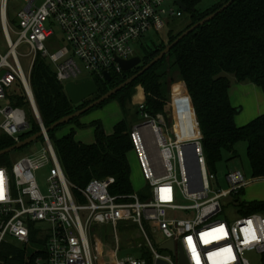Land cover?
<instances>
[{
    "label": "built area",
    "instance_id": "built-area-1",
    "mask_svg": "<svg viewBox=\"0 0 264 264\" xmlns=\"http://www.w3.org/2000/svg\"><path fill=\"white\" fill-rule=\"evenodd\" d=\"M8 1L0 0V30L7 47L5 54L0 53V136L16 143L31 128L25 109L3 104L7 89L19 83L44 147L39 159L30 155L10 168L0 166V253L5 246L27 245L34 238L42 243L35 264H252L249 253L259 256L256 264H264V216L241 214L235 200L237 216L222 215V198L235 199L247 179L240 170H231L226 175L228 189L211 188L215 176L206 170L199 130L191 140H172L168 135L164 140L159 128L162 116L155 119L141 112L146 120L132 126L131 139L148 191L114 193L112 177L73 188L35 105L30 73L38 54L54 65L63 87L78 82L74 79L83 72L87 79L104 80V72H122L117 59L137 55L136 40L149 31L161 34L170 19L182 17L175 0L172 6L166 5L167 0H41L40 5L24 0L15 26L8 19ZM54 26L64 43L55 52L49 50ZM22 44L28 46L26 56L31 59L27 72L19 59ZM135 102L143 111L144 101ZM146 127L157 154L145 142ZM186 142H194V148L183 149ZM195 156L200 184L194 174ZM42 167H47L44 192L35 178ZM100 227L106 228L102 239ZM170 241L173 250L161 248Z\"/></svg>",
    "mask_w": 264,
    "mask_h": 264
},
{
    "label": "trees",
    "instance_id": "trees-1",
    "mask_svg": "<svg viewBox=\"0 0 264 264\" xmlns=\"http://www.w3.org/2000/svg\"><path fill=\"white\" fill-rule=\"evenodd\" d=\"M180 1L186 6L183 14L188 15L185 27L175 34L169 32L166 44L159 42L154 48L146 50L142 57L140 56L142 63L133 70L111 74L109 82L94 78L98 93L79 104L71 102L64 87L56 79L54 68L38 54L31 69L30 86L45 127L122 83L147 64L182 31L214 12L228 0L217 2L207 9L198 8L200 0ZM230 76L238 83L255 84L264 94V0L233 1L212 20L185 36L131 84L91 110L101 108L110 101H116L123 114L127 115L126 105L131 102L134 93L132 89L140 85L145 100L143 111L139 112L155 117L165 111L167 86L181 81L189 95L188 104L198 124L202 150L209 171L213 173L212 167L222 160L224 154L235 156V144L244 142L252 177L264 178V114L242 126L235 124L234 117L238 109L233 107L229 100ZM11 100L13 106L25 109L28 118L33 122L29 131L21 135L22 139L37 133L39 126L24 90L21 95L12 96ZM80 117L48 132L68 181L73 188H82L91 179L112 177L114 178L112 192H132L127 157L133 150L132 125L124 117L114 125L113 133L106 135L99 120L91 121L87 126L94 128L95 140L92 144L76 141L74 130L63 136L55 135L64 126L86 127L79 122ZM13 144V139L7 135L0 136V150ZM8 154L0 156V166L10 168L11 164L6 160ZM242 192L243 190L238 196ZM238 196L235 202L241 214L259 213L264 216V201L239 202ZM40 254L35 252L29 256L26 263L24 250L10 245L3 248L0 258L3 259V264H35L34 260Z\"/></svg>",
    "mask_w": 264,
    "mask_h": 264
},
{
    "label": "rangeland",
    "instance_id": "rangeland-1",
    "mask_svg": "<svg viewBox=\"0 0 264 264\" xmlns=\"http://www.w3.org/2000/svg\"><path fill=\"white\" fill-rule=\"evenodd\" d=\"M221 1L223 0H200V2L198 3V8L207 9L211 7L213 4L217 2H221ZM40 3H41V0H36L35 2L36 5H40ZM172 4H173V0L166 1V5L172 6ZM25 5H26V2L24 0H9L8 1V5H7L8 19L13 26L17 24V13L20 10H22L25 7ZM168 23H169L168 28H166L161 34L156 35L155 32L149 31L144 36H142L140 39L136 40L133 43V48L136 54L142 57L143 53L146 50L154 48V46L158 44L159 42H163L166 44L168 41V38H167L168 33L171 32L172 34H175L179 32L180 30H182L185 27V25L188 23V15L185 13L183 14L182 17L172 18L168 21ZM53 29L55 30V35L50 41L49 50L55 52L59 48L63 47L64 43L62 42V34L60 30L57 28V26H54ZM12 37H14V35H12ZM6 50H7L6 43H5L3 34L0 30V53L5 54ZM28 51H29V48L25 44H22L18 48V52L20 54L19 59H20L21 66L24 72L28 71L30 61H31V59L28 56H26ZM50 64L55 70L54 65L52 63ZM88 76H89L88 74L83 72L81 75L76 77L74 80L78 82L83 81V80H86ZM139 87L141 86L136 85L132 89V91L135 93V91ZM167 87L168 88L166 91L165 111L164 113H158L162 116L164 124H161L159 128H160L161 136L164 140H166L167 135L170 136L171 139L173 140L176 137L175 131L173 130V117H172L173 107H175L177 114L179 115L180 122H181L178 127V131H177L178 136L180 134L184 135L185 131L188 132L192 130L194 123H192V121L190 120V117H189L190 112H188L186 108V107H189L188 101L185 102L184 100L180 99L179 102L175 106L171 105V91H172L174 100L179 99L180 96H184L186 98L185 87H184L183 82L176 81L173 84L168 85ZM22 91L23 89L21 85L19 83H15L11 88L7 89V97L3 101V104L4 105L12 104V100H11L12 96L21 95ZM262 97L264 98V95ZM126 110H127V115L123 114V112L121 111L122 119L126 117L130 125L133 126L135 124H139L146 120L145 117L142 115V113L139 112V109L136 104L134 105L131 102L127 103ZM262 110H264V108ZM117 114H119V112L116 106V101H110L106 103L103 107L93 109L87 114L82 115L81 117H85L88 119H93V118L96 119L99 116L101 117V119H106L107 117H110L108 118L109 121L112 120V122L114 123L119 118ZM240 115H239L240 122H245L242 124H246L249 122V120H251V119L245 120L247 118V114L240 113ZM155 117H151V118H155ZM28 120L30 122V126H32L33 124L32 120H30L29 118ZM87 124L88 123H82V125L86 127H83L81 129L88 128ZM68 126H64L60 128L55 133V135L59 137L61 134H63V132L65 131V128ZM143 131H144L143 133L145 134V142H147L150 148H152V152L157 154L155 145L152 143L153 137L150 133L149 128L146 127L144 128ZM27 132L28 131H24L21 133V135ZM43 147H44V144H43L42 138L39 137L36 140L22 146L19 149H15L11 151L8 154L6 160L10 162V164L12 165L16 160L22 157L30 156V155L39 159L40 155L42 154ZM234 149H235L236 155L233 157H230L228 154H224L222 160L216 162L215 165L212 167L213 173L209 171L206 165L207 167L206 170L208 171V173L213 174L215 176V179L210 181L211 188L214 191H218V190L224 191L228 189V184L226 182L227 173L231 170H240L245 175V178L247 179L248 184L246 185L244 191L238 196L237 200L239 202L264 201V178H253L252 177L251 170H250V163L246 156V144L244 142H238L235 144ZM127 157H128V162L130 166V182H131L132 190L134 192H138L144 188V191H148V188H145L147 182L143 175L140 162H139V159H138V156L135 150L134 149L131 150L128 153ZM174 163L176 167V171H175L176 177L180 179L179 168H178V164L176 160ZM46 174H47V167H42L38 171L35 172V178L37 180L38 185L40 186V189L43 192L45 191V187H46ZM234 200L236 199L230 196L222 198L221 202L224 208V211L222 213L223 216L228 217L230 219L235 218L237 216V213L235 211V206H234L235 204ZM105 231H106L105 227L99 228L98 233L100 234L101 239L104 237L103 235H105ZM133 232L135 233V231ZM119 235L122 236V230H119ZM126 239H124V241H121V246H124L123 242L125 243ZM135 242L137 243V241ZM135 242L134 244H136ZM19 248L24 250L25 261L26 263H28L29 256H31L32 254L40 250L42 248V243L40 241H36L33 238L31 242H29L27 245L19 246ZM126 252L127 250L121 251L118 254L119 258L123 257L126 254ZM129 252L130 254H132V256L136 255L134 250H131ZM247 258L251 261L252 264H256V262H258L260 259L259 256L254 253L247 254ZM42 263H43V260H42Z\"/></svg>",
    "mask_w": 264,
    "mask_h": 264
},
{
    "label": "water",
    "instance_id": "water-1",
    "mask_svg": "<svg viewBox=\"0 0 264 264\" xmlns=\"http://www.w3.org/2000/svg\"><path fill=\"white\" fill-rule=\"evenodd\" d=\"M233 1L235 0H228L224 4H222L218 9H216L214 12L206 15L201 20L197 21L193 25H191L189 28L182 31L172 42L168 43L156 56H154L147 64L143 65L141 69H139L137 72L133 73L131 76L126 78L122 83L118 84L117 86L113 87L112 89L108 90L106 93L102 94L97 99H94L84 107L74 111L73 113H70L68 115H65L52 123L50 126L45 127V132L48 133L51 130H54L56 127L66 124L69 121H71L74 118L80 117L82 114L86 113L87 111L91 110L92 108L98 106L102 102L108 100L112 95H114L116 92L124 88L125 86L131 84L134 80H136L140 75H142L145 71H147L151 66H153L155 63H157L159 60H161L179 41H181L185 36H187L189 33L194 31L197 27L203 25L206 22H209L212 20L216 15H218L220 12H222L224 9H226ZM176 5L182 10L186 11V6L180 1L175 0ZM117 62L122 70V72H128L136 68L142 63L141 57L136 55L130 59L123 60V59H117ZM104 79L105 81H111V75L108 72H104ZM64 91L71 100L73 104H79L83 102L84 100L94 96L98 93V87L96 83L92 79H86L79 82H73L69 81L64 85ZM132 101H144L145 100V94L141 87L137 88L135 93L131 97ZM197 124V121H196ZM198 126V124H197ZM41 131H38L37 133L30 135L28 137H25L21 139L19 142L14 143L13 145L6 147L4 149L0 150V156L10 153L11 151L15 149H19L22 146L36 140L41 136ZM192 147L194 148V142H186L182 144V147ZM186 156V154H185ZM187 157V156H186ZM195 162V176L197 177L199 184H200V174L198 170L197 160L196 156L194 157ZM161 248H166L169 250H173V243L167 242L164 245L161 246ZM1 264V263H0Z\"/></svg>",
    "mask_w": 264,
    "mask_h": 264
},
{
    "label": "crops",
    "instance_id": "crops-1",
    "mask_svg": "<svg viewBox=\"0 0 264 264\" xmlns=\"http://www.w3.org/2000/svg\"><path fill=\"white\" fill-rule=\"evenodd\" d=\"M229 78L231 81L230 88L228 89L229 100H230L231 105L238 109V112L234 117L235 124L237 126H242V125H244L242 123H245V122H240V120H239L240 113L247 114V118L245 116V118H246L245 120H248V119L253 120L257 116L264 114V110H262L264 108V105H263L264 98L262 97L264 94L261 91V89L253 83H248V82L238 83V82H236V80L233 76H230ZM185 94H186V98L184 96H180L179 99L173 101L172 100L173 94L171 91V105L175 106L179 102L180 99L187 102L188 101V94L186 92V87H185ZM131 103L134 105L136 104V102L132 101V100H131ZM116 106H117V109L119 112V114H117V116H119L120 120H122V113H121L119 104L117 102H116ZM186 108H187V111L190 112L189 117H190V120L192 121V123L196 122L193 110H191L190 107H186ZM240 116H242V115H240ZM172 117H173V130L175 131L176 138L186 139V138L190 137V135H192V132L190 133V131H188V132L185 131L184 135L180 134L178 136L177 131H178V127H179L181 122H180V118H179V115L177 114L175 107H173V116ZM108 118H110V117H107L106 119H101L100 116L96 119H94V118L88 119L85 117H80L79 122L80 123H90L93 120H99L103 125V129H104L105 134L110 135L113 133L114 125L117 122H119L120 120L118 118V120H116L113 123L112 120L109 121ZM251 120H249V122ZM71 130H74V133H75L74 138L76 141H79V142H82L85 144H92L95 140L94 139V128L90 127V126L88 128L81 129V128L76 127L75 125H69L68 127L65 128V131L60 136H63L65 134L69 133ZM192 131H193V129H192Z\"/></svg>",
    "mask_w": 264,
    "mask_h": 264
},
{
    "label": "bare ground",
    "instance_id": "bare-ground-1",
    "mask_svg": "<svg viewBox=\"0 0 264 264\" xmlns=\"http://www.w3.org/2000/svg\"><path fill=\"white\" fill-rule=\"evenodd\" d=\"M172 100L174 101V97H172ZM197 133H198V127H197L196 122H194L192 135H190V137H188V138H186V139H181V138H177V139H178L179 141L191 140V139H193L194 137H196Z\"/></svg>",
    "mask_w": 264,
    "mask_h": 264
}]
</instances>
